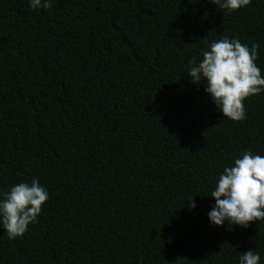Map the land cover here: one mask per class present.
I'll list each match as a JSON object with an SVG mask.
<instances>
[{"label": "trees", "instance_id": "obj_1", "mask_svg": "<svg viewBox=\"0 0 264 264\" xmlns=\"http://www.w3.org/2000/svg\"><path fill=\"white\" fill-rule=\"evenodd\" d=\"M212 3L0 0V201L49 194L22 237L0 228V264H264V221L208 216L224 168L264 156V92L234 122L188 77L224 37L258 43L264 76V0Z\"/></svg>", "mask_w": 264, "mask_h": 264}, {"label": "clouds", "instance_id": "obj_2", "mask_svg": "<svg viewBox=\"0 0 264 264\" xmlns=\"http://www.w3.org/2000/svg\"><path fill=\"white\" fill-rule=\"evenodd\" d=\"M251 2L213 0L212 4L231 13ZM30 7L48 9L51 0H30ZM258 49V43L249 47L238 39L224 37L211 43L210 50L203 52L198 65L195 58L189 62L190 81L195 85L204 84L205 92L218 110L234 122L247 118L244 102L264 92V76L256 64ZM3 197L0 201V228L9 240H13L22 237L29 225L37 222L49 194L38 179H33L30 185L23 182L15 185ZM211 198L215 200V206L208 216L215 226H223L227 221L229 225L247 228L253 222L264 221V156L245 151L235 160L234 166L224 168ZM188 202L190 208L196 207L193 198ZM239 262L259 264L260 255L249 250L240 255Z\"/></svg>", "mask_w": 264, "mask_h": 264}]
</instances>
